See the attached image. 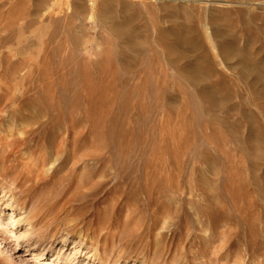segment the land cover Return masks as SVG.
Listing matches in <instances>:
<instances>
[{
    "label": "rangeland",
    "instance_id": "obj_1",
    "mask_svg": "<svg viewBox=\"0 0 264 264\" xmlns=\"http://www.w3.org/2000/svg\"><path fill=\"white\" fill-rule=\"evenodd\" d=\"M92 1L0 0V264H264V0Z\"/></svg>",
    "mask_w": 264,
    "mask_h": 264
},
{
    "label": "bare ground",
    "instance_id": "obj_2",
    "mask_svg": "<svg viewBox=\"0 0 264 264\" xmlns=\"http://www.w3.org/2000/svg\"><path fill=\"white\" fill-rule=\"evenodd\" d=\"M92 2H94V4H95V2H97V0H93ZM55 3V2H54ZM54 6H57V3H55L54 4ZM58 6H59V3H58ZM53 8V7H52ZM53 10V9H52ZM207 32L209 31L208 29L206 30ZM215 48V47H214ZM26 59V58H25ZM27 69V68H26ZM24 71V70H23ZM1 72V71H0ZM22 72V71H21ZM28 74V73H27ZM30 74V73H29ZM21 75V74H20ZM1 77H2V79L4 80L3 81V85L4 84H6V76H5V74L3 73V74H1ZM31 77V76H30ZM1 80V79H0ZM16 81V80H15ZM2 82V81H1ZM18 82V81H17ZM21 83V82H20ZM2 84V83H1ZM15 84L16 83H13V85L15 86ZM22 84H23V81H22ZM22 84H20V85H22ZM7 85H8V83H7ZM13 87V86H12ZM17 90V89H16ZM2 91V90H1ZM12 91H13V89H12ZM26 94H25V91L22 93V95L20 96V99L22 98V97H24ZM24 105V100H21L20 102H18V100H16V101H14V109H13V113L14 114H16V112H17V108L18 107H21V106H23ZM30 112V111H29ZM7 117V116H6ZM70 132V131H69ZM11 192V191H10ZM13 192H14V190H13ZM16 193V192H15ZM12 194V193H11ZM14 196H13V194H12V198H13ZM24 204V203H23ZM25 207V206H24ZM17 208L16 207H13V210H16ZM18 210V209H17Z\"/></svg>",
    "mask_w": 264,
    "mask_h": 264
}]
</instances>
